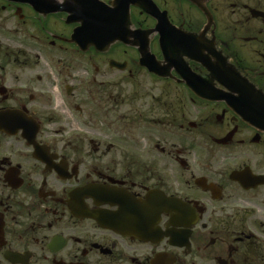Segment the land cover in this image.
I'll return each instance as SVG.
<instances>
[{"label": "flooded vegetation", "instance_id": "obj_1", "mask_svg": "<svg viewBox=\"0 0 264 264\" xmlns=\"http://www.w3.org/2000/svg\"><path fill=\"white\" fill-rule=\"evenodd\" d=\"M0 264H264V0H0Z\"/></svg>", "mask_w": 264, "mask_h": 264}, {"label": "water", "instance_id": "obj_2", "mask_svg": "<svg viewBox=\"0 0 264 264\" xmlns=\"http://www.w3.org/2000/svg\"><path fill=\"white\" fill-rule=\"evenodd\" d=\"M144 57H146V56H144V54H142L141 61L145 59ZM155 67H156V63H154V64H152V65H149V69H152V70H154V71L156 70ZM231 90H234V88H232ZM197 92H198V91H197ZM234 106H235V105H234Z\"/></svg>", "mask_w": 264, "mask_h": 264}, {"label": "rangeland", "instance_id": "obj_3", "mask_svg": "<svg viewBox=\"0 0 264 264\" xmlns=\"http://www.w3.org/2000/svg\"><path fill=\"white\" fill-rule=\"evenodd\" d=\"M84 74L86 75L87 73L84 71ZM137 77L140 78V77H142V75H138ZM143 80H149V79H146L145 77H143V78H141V81H143Z\"/></svg>", "mask_w": 264, "mask_h": 264}]
</instances>
